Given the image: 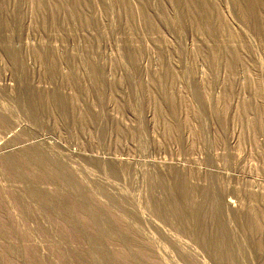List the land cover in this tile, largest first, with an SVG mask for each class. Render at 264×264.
I'll return each mask as SVG.
<instances>
[{
  "label": "rangeland",
  "instance_id": "1",
  "mask_svg": "<svg viewBox=\"0 0 264 264\" xmlns=\"http://www.w3.org/2000/svg\"><path fill=\"white\" fill-rule=\"evenodd\" d=\"M0 264H264V0H0Z\"/></svg>",
  "mask_w": 264,
  "mask_h": 264
},
{
  "label": "bare ground",
  "instance_id": "2",
  "mask_svg": "<svg viewBox=\"0 0 264 264\" xmlns=\"http://www.w3.org/2000/svg\"><path fill=\"white\" fill-rule=\"evenodd\" d=\"M45 159V158H44ZM114 160V159H113ZM34 193V192H33ZM35 194V193H34ZM177 205V204H176ZM179 206V205H178ZM202 206V205H201ZM177 208V207H176ZM178 210V209H177ZM201 210V209H200ZM183 211V210H182ZM181 211V212H182ZM196 217V216H195ZM224 219V218H223ZM225 220V219H224ZM220 222V221H219ZM228 224V223H227ZM222 226V225H221ZM233 226V225H232ZM223 230V227L221 228ZM225 229V228H224ZM227 229V228H226ZM226 232V231H225ZM224 233V232H223ZM249 236V235H248ZM232 239V238H231ZM241 243V242H240ZM229 246V245H228ZM236 246V245H235ZM230 247V246H229ZM240 248V247H239ZM253 248V245H252ZM238 250V249H237ZM251 250V249H250ZM245 253V252H244ZM250 255V254H249Z\"/></svg>",
  "mask_w": 264,
  "mask_h": 264
}]
</instances>
